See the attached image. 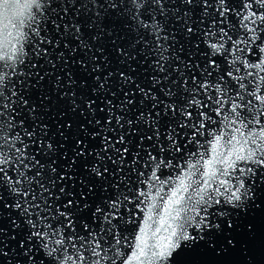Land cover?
<instances>
[{"label": "snow or ice", "instance_id": "obj_1", "mask_svg": "<svg viewBox=\"0 0 264 264\" xmlns=\"http://www.w3.org/2000/svg\"><path fill=\"white\" fill-rule=\"evenodd\" d=\"M0 264H264V0H0Z\"/></svg>", "mask_w": 264, "mask_h": 264}, {"label": "water", "instance_id": "obj_2", "mask_svg": "<svg viewBox=\"0 0 264 264\" xmlns=\"http://www.w3.org/2000/svg\"><path fill=\"white\" fill-rule=\"evenodd\" d=\"M165 191H167V189H165Z\"/></svg>", "mask_w": 264, "mask_h": 264}]
</instances>
